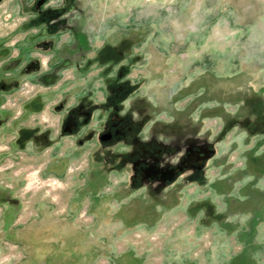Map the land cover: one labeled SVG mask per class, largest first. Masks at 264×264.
Instances as JSON below:
<instances>
[{
  "label": "rangeland",
  "instance_id": "rangeland-1",
  "mask_svg": "<svg viewBox=\"0 0 264 264\" xmlns=\"http://www.w3.org/2000/svg\"><path fill=\"white\" fill-rule=\"evenodd\" d=\"M29 3L0 13V264H264V0Z\"/></svg>",
  "mask_w": 264,
  "mask_h": 264
},
{
  "label": "flooded vegetation",
  "instance_id": "flooded-vegetation-1",
  "mask_svg": "<svg viewBox=\"0 0 264 264\" xmlns=\"http://www.w3.org/2000/svg\"><path fill=\"white\" fill-rule=\"evenodd\" d=\"M31 1V8L33 11H35L38 14V20L42 22L45 17L46 13H43L44 10H46L49 7V2L51 0H30ZM65 5V4H64ZM63 8V6L58 7ZM58 8H49V9H58ZM114 90V91H113ZM119 91H121V87L119 86H113L112 88V96L109 97L108 104L114 105L119 100ZM115 106V105H114ZM115 114H111L109 117L110 120H113V124H117L119 119L114 116ZM77 127V121L75 116H66L63 124V130L66 132H69L68 130H71ZM117 128H110L107 130V133H110L109 138L107 139L108 142L112 143L114 140L118 139L119 136L115 134ZM113 131V132H112ZM201 151L200 148H192L185 152V154L181 157L180 161L175 164L173 167L164 168L162 170H154L150 169L151 177L153 178H159L162 180H167L170 173H174V178L184 172L187 169H194V172L200 171L202 168V163L200 162L202 160V154L199 152ZM176 172V173H175Z\"/></svg>",
  "mask_w": 264,
  "mask_h": 264
},
{
  "label": "crops",
  "instance_id": "crops-1",
  "mask_svg": "<svg viewBox=\"0 0 264 264\" xmlns=\"http://www.w3.org/2000/svg\"><path fill=\"white\" fill-rule=\"evenodd\" d=\"M9 1V0H8ZM8 1H3V0H0V13L2 14L1 16L3 17L7 12H9V11H11V10H15L13 7H9V4H8ZM30 8H31V1H30ZM60 7V6H59ZM32 9V8H31ZM17 11V10H16ZM1 17V18H2ZM32 21V20H31ZM77 128V127H76ZM256 148H255V146H254V148H251L249 151H251V153L255 150ZM254 154H249V156H253ZM252 158V163H254V164H256V166L258 167V168H256V171H259V172H261V171H263L262 170V168L264 169V152L262 153V155L261 156H253V157H251ZM252 163H250L251 165H252ZM251 177V176H250ZM252 178V177H251ZM177 179V178H176ZM192 179H194V178H192ZM196 180V179H195ZM256 183V179H251L250 180V182L248 183V187L249 188H251L252 189V186H253V184H255ZM210 187H214V183H211L210 184ZM250 199H255V198H253V196L252 197H249V200ZM256 201H259V202H261V204L263 205L262 207H261V210H263L264 209V198L263 199H261V200H256ZM193 206H194V204H192ZM263 208V209H262ZM188 212V211H187ZM189 213V212H188ZM193 218H197V215H194V217ZM200 218H202V217H200ZM260 218V219H259ZM261 219H264V210L260 213V212H257V211H252V215L250 216V219H249V225H250V231L249 232H247L246 234L248 235V238H246V240H245V242H247L246 244H245V246L242 248V250H246V245H248V244H250L251 242H252V240H251V235H252V233H253V231H254V226L257 224V222H258V220H261ZM225 225L227 226L228 225V222H226L225 220H224V218L222 217V216H220L219 218H217V220L216 221H214V222H210V223H208L207 225H205L206 227H211V226H214V227H216V228H218L219 230H223V228L225 227ZM70 231H72V232H67V234H71V235H75V234H79L78 232H75L76 230L75 229H70ZM77 240L79 241V238L77 239V238H75V237H73V238H71V239H64V242L65 243H67V247H66V249L68 248V249H73L74 247H75V244H77L78 242H77Z\"/></svg>",
  "mask_w": 264,
  "mask_h": 264
},
{
  "label": "water",
  "instance_id": "water-1",
  "mask_svg": "<svg viewBox=\"0 0 264 264\" xmlns=\"http://www.w3.org/2000/svg\"><path fill=\"white\" fill-rule=\"evenodd\" d=\"M68 131H69L68 133L71 132V130H68ZM109 135H110V133H103L100 135L99 138L101 141H107V139L109 138ZM199 153L202 154V160L200 162L203 164L204 160L207 159L210 155L208 153H206V151H202V150ZM173 178H174V173L172 172L169 174L167 180L171 181Z\"/></svg>",
  "mask_w": 264,
  "mask_h": 264
},
{
  "label": "trees",
  "instance_id": "trees-1",
  "mask_svg": "<svg viewBox=\"0 0 264 264\" xmlns=\"http://www.w3.org/2000/svg\"><path fill=\"white\" fill-rule=\"evenodd\" d=\"M245 251V250H244Z\"/></svg>",
  "mask_w": 264,
  "mask_h": 264
}]
</instances>
